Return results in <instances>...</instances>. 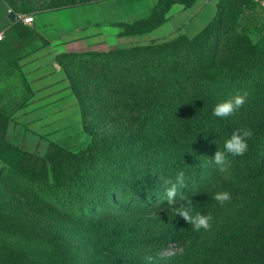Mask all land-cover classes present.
Returning <instances> with one entry per match:
<instances>
[{
	"label": "trees",
	"instance_id": "16d2710c",
	"mask_svg": "<svg viewBox=\"0 0 264 264\" xmlns=\"http://www.w3.org/2000/svg\"><path fill=\"white\" fill-rule=\"evenodd\" d=\"M195 1L159 0L149 18L121 26L153 31L174 4L190 7ZM4 2L18 13L20 0ZM95 61L83 77L68 75L91 138L86 152L56 145L57 154L40 159L1 141L8 167L29 163L31 168L27 177L12 169L0 172L6 189L0 206V264H71L82 237L95 246L88 251L89 264H154L153 255L172 244L189 254L199 242L191 225L180 217L184 228L174 230L169 226L173 218L156 217L189 200L197 207L193 188L215 153L199 150L204 137L199 129L205 127L215 131L220 151L234 130L250 128L248 151L228 156L230 180L251 185L264 178V73L255 64L245 61L237 73L223 74L226 65L213 64L207 56L162 54L155 48L113 51ZM244 91L249 95L238 113L224 119L213 115L219 102ZM37 165L44 167L42 173ZM181 170L185 187L169 205L163 180H174ZM138 216L150 223L124 222ZM240 257L264 264V248L251 240L240 248ZM175 260L158 264H179Z\"/></svg>",
	"mask_w": 264,
	"mask_h": 264
},
{
	"label": "rangeland",
	"instance_id": "374dc122",
	"mask_svg": "<svg viewBox=\"0 0 264 264\" xmlns=\"http://www.w3.org/2000/svg\"><path fill=\"white\" fill-rule=\"evenodd\" d=\"M4 1L8 3L16 0ZM99 1L104 0H20L17 15L34 17ZM172 1L190 3L192 0ZM210 15L198 23L199 28H195V31L206 25ZM172 28L168 25L156 35L147 27L93 26L57 42L41 40L35 35V38H29V43L31 40L34 43L28 49L18 43L19 48H16L20 53L33 51L48 55L37 63L49 65L47 69H39L26 76L21 69L18 70L15 61L11 76L6 72L0 76V104L7 101L5 104L10 105L0 106V172L12 169L27 177L31 168L29 163L17 168L8 167L4 161L8 153L1 146V141H6L25 155L40 159L50 153L57 154L56 145L76 154L87 151L91 138L84 131L80 105L68 75L77 79L83 77L91 67L97 65L95 60L99 56H106L113 51L155 48L162 54L186 53L196 58L207 56V60H212L213 64L222 62L226 65L223 74L229 71L237 73L245 61L255 64L264 73V7L261 0H218L216 19L195 38L173 34ZM86 67H89L88 70ZM7 81L11 83L6 84ZM199 132L204 134L200 141V152L203 148L216 151L213 128L205 127ZM206 164L207 170L193 188L197 198L194 212L205 215L211 213V229L195 231L191 226V232L199 240L191 252L188 254L186 247L172 244L153 255L154 264L170 258L176 259L175 262L179 264L184 261H197V264H251L242 262L240 248L251 240L253 244L264 248V178L251 185L237 183L230 180L232 174L228 167L226 172H220L215 164ZM36 168L38 173L43 172V166L37 165ZM0 190L1 206L6 190L1 182ZM219 191L231 194V200L223 206L214 199L215 193ZM156 218H173L169 226L174 230L181 231L185 225L173 209L158 214ZM124 222L139 226L137 224L150 223V220L138 216L125 219ZM138 233L134 232L132 236L137 238ZM87 239L79 238L78 252L71 264H89L86 259L92 252L88 251L95 246L90 245L89 238V246L84 251L83 242Z\"/></svg>",
	"mask_w": 264,
	"mask_h": 264
},
{
	"label": "crops",
	"instance_id": "0c3cea01",
	"mask_svg": "<svg viewBox=\"0 0 264 264\" xmlns=\"http://www.w3.org/2000/svg\"><path fill=\"white\" fill-rule=\"evenodd\" d=\"M158 2L159 0H104L84 3L35 15L33 24L25 25L19 16L18 21L11 22L8 19L11 10L3 0H0V34H3L0 40V76H3L5 72L11 76L15 61L18 63V70L21 69L26 76L39 69L48 68L49 63H37L47 58L48 55L33 51L20 53L16 48H19L18 43H21L28 49L29 45L34 43L31 39L32 42L29 43V38H35V35L41 40L57 42L93 26L134 24L149 18ZM217 12L218 0H196L190 7L174 4L166 15L165 22L154 29L153 33L158 35L161 29L171 25L173 34L194 37L210 25ZM209 14L212 15L206 25L195 31V28H199L198 23L209 18ZM9 83L11 82L7 81L6 84ZM46 83L50 85L49 82ZM5 103L7 101H3L0 106H10Z\"/></svg>",
	"mask_w": 264,
	"mask_h": 264
},
{
	"label": "clouds",
	"instance_id": "9594fccd",
	"mask_svg": "<svg viewBox=\"0 0 264 264\" xmlns=\"http://www.w3.org/2000/svg\"><path fill=\"white\" fill-rule=\"evenodd\" d=\"M249 93L244 91L242 94L236 95L219 102L213 109V115L217 118H227L238 113L247 102ZM253 136V131L250 128H238L232 132L230 137L225 140L223 151L216 150L214 155L210 158V162L215 164L220 172H226L230 163L228 156L233 157L243 156L248 151V140ZM165 187L166 201L169 205L175 203L178 190L185 187V173L179 171L175 179L167 178L163 180ZM214 199L223 206L226 202L231 200V194L227 191H219L214 195ZM176 215L182 217L187 223L192 226L195 231L201 229L208 231L212 227L213 217L211 213L205 215L200 212H194L191 207V200L187 202V206H181L176 210ZM147 259H151L148 257Z\"/></svg>",
	"mask_w": 264,
	"mask_h": 264
},
{
	"label": "built area",
	"instance_id": "2783aa9c",
	"mask_svg": "<svg viewBox=\"0 0 264 264\" xmlns=\"http://www.w3.org/2000/svg\"><path fill=\"white\" fill-rule=\"evenodd\" d=\"M261 3L264 7V0H261ZM19 19L25 24V25H32L33 22H34V18L33 17H30V16H19ZM3 37V34L1 33L0 34V40L2 39Z\"/></svg>",
	"mask_w": 264,
	"mask_h": 264
},
{
	"label": "water",
	"instance_id": "95a60500",
	"mask_svg": "<svg viewBox=\"0 0 264 264\" xmlns=\"http://www.w3.org/2000/svg\"><path fill=\"white\" fill-rule=\"evenodd\" d=\"M8 19L11 21V22H13V23H15L16 21H18V15L16 14V13H14V12H10L9 13V15H8Z\"/></svg>",
	"mask_w": 264,
	"mask_h": 264
}]
</instances>
